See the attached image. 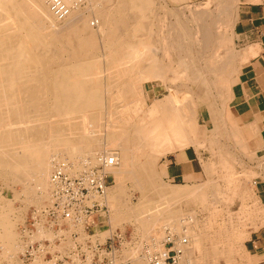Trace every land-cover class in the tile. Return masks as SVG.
Here are the masks:
<instances>
[{
  "label": "bare ground",
  "instance_id": "6f19581e",
  "mask_svg": "<svg viewBox=\"0 0 264 264\" xmlns=\"http://www.w3.org/2000/svg\"><path fill=\"white\" fill-rule=\"evenodd\" d=\"M83 1L67 0L72 13L65 21H58L47 0H0V178L6 184L22 186L21 192L15 195L25 204V209L34 205L41 210L51 203V175L56 163H66L70 175L76 176L83 172L85 162L95 165L100 156L117 151L120 165L112 170L115 182L107 196L110 208L107 224L110 226L106 230H102L104 224L99 227L101 237L105 239L117 226L130 224L163 253L168 251V228L183 234H178L177 245L184 252L178 264L207 262L206 258L202 261L204 257L201 261L195 257L194 261L186 260L185 255L190 257L194 251L206 255L202 247L205 234L198 222L191 225L194 217L189 216L193 219L189 222L186 218L180 220V211L172 207L169 199L176 200L187 193L205 202L208 191L211 194L212 189L214 193L213 188L221 186L211 180L200 186L174 187L163 181L167 171L156 169L158 158L166 150L176 152L190 146L202 149L209 142L212 146L216 143L218 129L209 131L198 123L200 114L191 102L194 96L190 97L191 88L187 87L191 82L205 84L208 90L207 93L205 87V103L210 102L213 86L214 90L221 89L217 94L221 93L218 97L222 98L219 99L223 109H218L215 103L209 104L208 109L224 131L230 126V134L237 137L242 152L251 157L249 145L238 131L230 109L231 85L239 71L237 65L249 58L248 51L237 54L232 49L238 0L218 3L214 10L208 0L204 8L188 7L191 10L189 19L176 10H169L167 13L175 22L160 19L157 29L150 20L156 5L149 0H87L91 6L87 11L79 7ZM186 1L169 0L176 7L183 6ZM187 21L194 23L196 29L189 28ZM95 27L97 31L93 30ZM147 36L152 42H146ZM222 51H226L224 55ZM149 72L155 80L170 86L166 88L169 93L164 99L155 100L152 105L145 95L149 83L152 84ZM185 87L189 91H185ZM150 119H154V123L143 127L142 124ZM146 149L149 150L147 155ZM141 159V165L137 166ZM233 164L224 162L220 169L224 168L227 176L224 183L227 182L225 196L228 195L229 203L232 204L236 197L241 200L240 217L246 213L245 201L251 194L248 195L249 189L236 175ZM215 168L211 163L204 169L215 175ZM251 174L254 175L247 172L245 177ZM128 181L140 192L137 206L130 203ZM219 194L215 192V197ZM2 200L5 199L0 197V255L9 261L8 264H21L17 255L24 253L28 243L23 233L18 232L17 225L26 214L14 208L11 200L8 204ZM43 203L48 205L43 206ZM252 207L251 215L264 212L256 205ZM242 227L234 228L239 237L245 232ZM158 228L162 229L160 235L154 232ZM44 233L39 231L32 239ZM47 237L53 236L48 234ZM248 257L246 254L247 261ZM234 260L235 257L232 262ZM137 264L147 263L140 259Z\"/></svg>",
  "mask_w": 264,
  "mask_h": 264
},
{
  "label": "built area",
  "instance_id": "2783aa9c",
  "mask_svg": "<svg viewBox=\"0 0 264 264\" xmlns=\"http://www.w3.org/2000/svg\"><path fill=\"white\" fill-rule=\"evenodd\" d=\"M47 3L58 21H65L72 13L67 0ZM119 165L117 151L100 156L95 165L85 162L83 172L76 176L70 175L66 163H56L50 205L34 210L24 226L25 241L30 240L21 256L24 263L137 264L140 259L147 264L180 262L184 255L177 245L180 237L170 229L166 231L168 251L163 253L135 230L112 229L105 239L101 237L99 227L110 221L107 196L114 179L112 170ZM39 231H45L44 235L33 240Z\"/></svg>",
  "mask_w": 264,
  "mask_h": 264
},
{
  "label": "rangeland",
  "instance_id": "374dc122",
  "mask_svg": "<svg viewBox=\"0 0 264 264\" xmlns=\"http://www.w3.org/2000/svg\"><path fill=\"white\" fill-rule=\"evenodd\" d=\"M149 1L154 2L155 5H156L155 8L152 9V10H154V9L155 10H154V12L151 13L152 15L150 14L151 15L150 16V20L153 22V25H155V27H153V28L154 29H157V28H160V19L166 18L168 23H174L175 22V20L173 19L174 17H172L171 15L168 14L169 13L168 12L169 10H176L178 13L182 14L183 16H185V17H187L189 19V17H190V11L191 10L189 9L190 10L189 11L187 9L188 7H191V9H193V10L197 9V7L198 8H204L209 3L208 1H210V4H211L210 8L214 10V8L216 7V5L218 3H223V1H226V0H215V2H213L212 0H208V1L207 0H187L185 2V4L183 6H181V7L180 6H178V7L172 6L170 4L169 0H149ZM219 1H222V2H219ZM88 2L89 1H87V0H84L83 3L80 2L79 3V7L81 5L82 8L81 7L80 8L83 11L89 10L91 6H88L89 5ZM194 3H195V5H194ZM250 3H257V2H254L252 0H238L237 6H236V12H237L236 15L237 14L241 15L242 8L244 6L250 4ZM192 7H194V8H192ZM164 10H165V12H164ZM85 14L88 15V13H86V12H85ZM91 20H92V18H90V21ZM187 25H188L189 28H192L193 30L196 29V27H195L196 25L194 23H191V22L187 21ZM237 27H238V25H237V23H235V27H234L235 33H237ZM93 30L94 31H97V28L95 27ZM234 36H235V34L233 35V38H234ZM147 38H149V36H147ZM238 38L239 37H238V34H237L236 35V38H235V42H234V39H233V43H232V49H234L237 54L242 53V51L245 50V47L243 45H241L240 43L237 42V39ZM148 40H150V41H148ZM146 42H148V43L152 42L151 38L147 39ZM222 52H223V55H224L225 54L224 52H226V51H222ZM104 67L107 68L108 65L105 64ZM148 77H150V79L152 81L151 82L152 84L149 83L148 90L147 89L145 90L146 91L145 95H146V99H147L148 104L149 105H152L153 102H155V100L164 99L165 94H168L169 93V91L167 90L169 84L168 83L167 84H164V83H162V81L155 80L154 75H153L152 72H149L148 73ZM182 83H186V82H182ZM190 85H191V87H190ZM210 86L212 88L213 85H210ZM187 87L189 89L191 88V90L189 91V89H187ZM187 87H185V91H189V94L191 96L189 94H186V95H187V97H189V96L192 97L194 95L191 98V102L193 101V103L195 104V106H197L198 111H199V114H200L199 115V122L198 123H200L201 125H206L208 129H211L212 130L213 129V126H212L213 123H211V119H210L208 113H206V112L204 113V109L206 107H208L209 104L210 105L211 104L213 105V103H215V106L218 109H221V110L223 109L222 101H220V99L222 100V98L218 97L221 93L220 94H217V92L219 93V90H221V89H218V87H216V90H217L216 91V90H214L215 87L213 86L214 89L212 88L210 90L212 93H211V95H210V97L208 99L210 102L209 103H205V100L203 98L206 95L205 92L207 91V93H208V90H207V87L205 86V84L202 85L201 82H199V83H197V84L194 85L191 82V83H188V86ZM205 87H206V91H205ZM178 88H180V87H178ZM217 98L218 99L220 98L219 101H218ZM200 100H202V101H200ZM211 101H212V103H211ZM127 120L131 124L134 123V121H132V119H127ZM154 121H155L154 119L146 120L142 124V126L143 127H146L149 124L154 123ZM229 130H231L230 126L226 127V130L225 131L227 132L228 135H225L224 134L222 137H218V141L213 146L212 145H209V143H208V144H206V147H203L202 149L197 148L196 146H194V147H196V149H200L198 151L196 150V152L199 155V163H200V166H201L200 169L201 168L204 169L206 166L211 165V163L212 164H215V167H216L215 169L217 171L216 175H212L211 176L210 174L207 173L208 170L206 171L204 169V171H206L205 172L206 181L203 184H205L210 179L217 180L218 181L217 184H219V186H221V188L219 187V189L221 190V192H220V190L217 187L216 188H213L214 191L217 194H219L218 192H220L221 194L224 193L223 195L225 196V193H227V190H226L227 189V187H226L227 186V182H226V184L224 183L226 181L225 179L227 178V176H226V173L224 174V172H223L224 168L223 169L222 168L220 169V164L223 165L224 162H227V164H229V162H231V164H233V162H234L233 167L234 166L236 167V169H235V171L237 173L236 175L237 176L239 175V177L243 179L242 180L243 181L242 184L244 186H246L247 189H249V194L248 195L250 196V194H251V197H249L250 199L247 198V201H245V206L247 207L246 208V213L244 214V216L241 215L239 217V215H238V213H239V211L241 209L239 207H241V205H242L241 200H240L239 197H236L235 200H234V202L232 204H230L229 201H228V199H227V196H228L227 194L228 193L226 194L227 196H225V198L227 199L226 200L225 198H223L224 196L223 195H220V194L215 197V192L213 193V190L212 189L210 190V191H212L211 194L208 191L209 197L208 198L206 197V200H204L205 202H201V198L198 197L197 195H187V193H185V195L182 196V197H180L179 199H176V200L175 199L174 200L173 199H169V202H171V200H172V202L170 203V204H173L172 207H175V209H178L180 211V216H179L180 217V220L186 218L187 221L189 222V220L190 221L193 220L190 217H194V220L195 221H191L190 222L191 225H192V223L194 224L195 222L196 223L198 222L197 223L199 225L198 227L205 234V239H204V242H203V246L202 247H204L203 249H205L206 255H203L202 253H200L198 251H194L192 253L193 255H191L190 257H188L189 255H185L186 256L185 257L186 260L189 259V258H191V260L194 261L193 257H195L197 259V261H201L203 259L202 257H204V259L202 261H204L205 258H206L207 262L204 261L201 264H230V262H231V264H235V263L236 264H243V263L246 262L245 259H247L246 258V254L249 256L248 251H247V247H246V244H247L246 242L250 239V236H251V232L252 231L249 230V228L252 226V224L249 223V222H252L253 221V216H254V215H251V213L253 212L252 211L253 210V207H252V205L250 203H252L251 200H252L253 191H254V188L251 185V183H252V179L256 175L255 174L254 175L251 174V176L245 177L246 174H247V172H251L252 173V168H251V166H248V163H247V160L251 161L252 155L250 157V155L249 156L248 155H245L242 152L243 149L237 143L238 140L236 141V138H233L232 137V135L230 134L231 131H229ZM137 131L138 130H136V132ZM204 141L207 143L208 140L206 141V139H204ZM212 149H214V150H212ZM190 151H195V148L191 147L190 148ZM213 151H215V152H213ZM170 153H173V151L172 150H166V152L163 153L164 155L161 158H158L156 171L162 172L161 167L163 165H166V161H167L166 158H167V155L170 154ZM145 154L146 155L149 154V150L148 149L145 150ZM220 155H221V157H220ZM222 156H223V159H222ZM226 158L228 160H226ZM234 159H236V160L233 161ZM142 160L143 159H141V160H139L137 162V166H140L141 165ZM222 160H224V162ZM206 162H207L208 165L206 164ZM236 162H237V164H236ZM238 162H239V165L240 166L238 165ZM242 162L244 163L245 166L243 165ZM240 163H242V164H240ZM203 165L205 167H203ZM241 165H243V166H241ZM241 169L244 172L241 171ZM242 172H243V174H241ZM244 174H245V176H244ZM222 178H224V179H222ZM0 179H1L0 180V197L3 198V199H5V200H2V201L4 203H7L8 204L9 200H11L12 203H13V205H14V208H16L17 210H24V214H26V215L23 214L25 217L22 216L21 222H19V224L17 225L18 226L17 227L18 232L23 233L24 226L27 225L29 217L31 216L32 212H34V210H38V207L32 205V206H28L27 209H25L26 208V207H24L25 204H23L21 202V200H19V198L17 199L16 197H18V196L15 195V193L17 191L18 192H21L22 186L21 185H16L15 186V184H11V183L6 184V182L3 181L2 178H0ZM114 180L115 179H113V181H112L111 187L114 186V182H115ZM1 183H4L6 185H4V184L2 185ZM10 185H11V187H9ZM151 185L154 186L153 183H151ZM126 187L129 189V194L131 195L130 203L132 202V205L133 206H137L138 205V202H139V199H140V196H141L139 190L133 185V183L131 181L126 182ZM8 188H10V189H8ZM212 196H214L216 199L213 198ZM153 198L155 199V196L154 195H153ZM224 199L226 200V202H225ZM220 200H222V201L224 200V201L222 202ZM214 202H216V203H214ZM46 205H48V204L47 203H43V206H46ZM164 206H165V204H164ZM153 210H154V208H153ZM247 212L249 213V215L247 214ZM191 213H194V214L192 215ZM247 216L248 217L250 216L251 218L250 217L247 218ZM238 219H239V221H238ZM242 220H243V222H242ZM238 222H239V224H238ZM183 225H185V224H183ZM109 226H110V224L109 225L108 224H104L102 226V230L104 228H105V230L108 229ZM189 226H190V224H189ZM236 226L237 227H242L243 226L242 228H243V230L245 232H241V233H243L242 236H244V237H242V236L239 237L237 235L238 232L236 231V229H234V228H237ZM123 228L131 229V230H136V228L133 225H130V224H125L122 227L121 226H117L116 227V229H123ZM219 228H220V230H219ZM157 230H155L154 232H157L156 234H159L160 235L162 233L161 232L162 229L160 230V228H158ZM174 231H172V232H174ZM174 233L177 234V235L178 234L179 235H183L182 233L181 234L180 233H177V231H175ZM236 235H237V237H236ZM23 236H24V234H23ZM23 239L25 240V237ZM239 240L241 241V243L240 242L238 243ZM25 242L27 243V241H25ZM214 250H215V252H214ZM220 252H222V254ZM235 253H237V255H239V256L235 255ZM22 254L23 253L17 255V261L19 263H21V264L22 263L23 264H28V263H24L22 261V257H21ZM215 254H217L218 256L215 255ZM234 257H235V260H234L235 263L232 262ZM2 259H3V257L0 255V264H8L9 261H7L5 259L2 260ZM230 259H232V260H230ZM237 260H239L238 263H237Z\"/></svg>",
  "mask_w": 264,
  "mask_h": 264
},
{
  "label": "crops",
  "instance_id": "0c3cea01",
  "mask_svg": "<svg viewBox=\"0 0 264 264\" xmlns=\"http://www.w3.org/2000/svg\"><path fill=\"white\" fill-rule=\"evenodd\" d=\"M236 21H238L235 22L238 27L237 33H234V42L238 34L237 42L245 47L242 53L248 51L249 58L248 61L246 60L247 62L237 66L238 77L235 76L234 84L231 85L233 98L230 102V109L235 125L249 145V152L253 160H247V163L251 166L252 173L255 175L257 173L251 183L254 191L252 204H250L256 205L258 209L264 211V0L244 6L241 15H236ZM208 110V107L204 109L209 117L211 116V122L214 123L213 129L210 130L206 125L204 126L209 131L218 129L221 134L216 136L214 141L217 142V138L226 134V131L220 125L221 123L217 122L213 112ZM190 148L167 155L166 165L161 168L162 171L164 169L167 171L163 181L168 185L194 187L200 186L206 181L205 171L200 169L199 155L196 151H190ZM211 180L215 181V179L209 181ZM257 215L253 216L252 226L249 228L252 231L251 236L246 242L250 260L246 259L247 262L243 264H264V217L262 216L264 212Z\"/></svg>",
  "mask_w": 264,
  "mask_h": 264
}]
</instances>
